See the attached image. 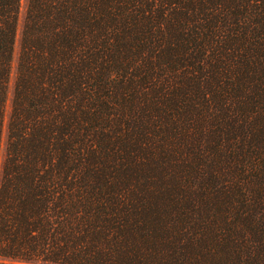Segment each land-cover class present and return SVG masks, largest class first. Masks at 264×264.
<instances>
[{
    "label": "trees",
    "instance_id": "trees-1",
    "mask_svg": "<svg viewBox=\"0 0 264 264\" xmlns=\"http://www.w3.org/2000/svg\"><path fill=\"white\" fill-rule=\"evenodd\" d=\"M21 5L0 264H264V0Z\"/></svg>",
    "mask_w": 264,
    "mask_h": 264
},
{
    "label": "rangeland",
    "instance_id": "rangeland-1",
    "mask_svg": "<svg viewBox=\"0 0 264 264\" xmlns=\"http://www.w3.org/2000/svg\"><path fill=\"white\" fill-rule=\"evenodd\" d=\"M27 1L28 0H22V5H21L22 11H21L20 23H19V27H18L17 49H19V41H20V37H21V29H22L23 19H24V16H25V8H26V5H27ZM12 88H13V85L10 86V101L8 102V112H9V109H10ZM8 116H9V114H7V116H6L7 120H8ZM6 126H7V123H6ZM6 142H7V128L4 130V134H3V138H2V151H1L2 160H3L4 153H5Z\"/></svg>",
    "mask_w": 264,
    "mask_h": 264
}]
</instances>
